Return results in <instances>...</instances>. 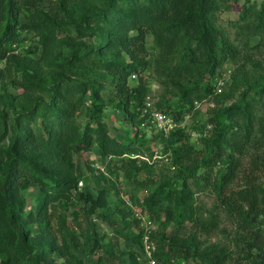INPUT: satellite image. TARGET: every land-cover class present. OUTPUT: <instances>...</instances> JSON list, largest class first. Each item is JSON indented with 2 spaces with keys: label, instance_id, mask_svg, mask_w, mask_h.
I'll return each instance as SVG.
<instances>
[{
  "label": "trees",
  "instance_id": "trees-1",
  "mask_svg": "<svg viewBox=\"0 0 264 264\" xmlns=\"http://www.w3.org/2000/svg\"><path fill=\"white\" fill-rule=\"evenodd\" d=\"M235 11L238 18L228 28L238 39H257L247 46L264 61V0H0V264H84L59 244L48 210L77 198L82 210L75 217L80 212L88 220L110 217L103 174L95 190L78 187L75 158L94 145L100 159L113 160L110 173L117 169L134 185L131 199L138 190L146 193L135 202L141 214L150 220L163 216L162 229L150 238L156 264H182L173 260L179 255L184 264L191 257L195 264H264L261 61L248 56L237 70L199 148L185 127L199 103L217 96L218 71L239 58V47L216 22L219 14ZM151 50L154 59L148 57ZM150 66L164 90L157 109L178 125L169 134L156 132L169 162L159 168V161L133 147L150 131L141 127L140 113ZM9 86L21 92L13 94ZM108 106L125 114L137 131L133 137L130 130L120 138L110 135ZM35 187L36 210L26 213L24 192ZM206 192L215 197L203 209L208 218L197 205V195ZM123 204L116 201L118 215L127 219L131 212ZM222 217L236 227V250L201 249L197 231L209 234ZM89 225L86 242L93 253L104 247V238ZM187 225L192 228L187 238L168 235V229ZM142 238L127 244L130 264H147Z\"/></svg>",
  "mask_w": 264,
  "mask_h": 264
},
{
  "label": "rangeland",
  "instance_id": "rangeland-1",
  "mask_svg": "<svg viewBox=\"0 0 264 264\" xmlns=\"http://www.w3.org/2000/svg\"><path fill=\"white\" fill-rule=\"evenodd\" d=\"M258 3L262 0H255ZM238 11V7L236 8ZM222 13L217 16V24L224 29L226 36L239 47L240 55L239 58L234 61H228L221 68L217 77L215 78L213 84L215 85V96L212 100H205L198 104V112L190 114L186 119L185 127L191 136V144L200 147L199 140L202 136L208 135L211 131L210 119L213 116V110L221 105V95L224 93H230L232 91V83L234 80V75L237 73V70L246 63L247 57L251 56L254 60L261 61L264 65L261 54H257L255 51L248 48V43L250 46L254 45L257 42V39L249 41L246 37L237 38L236 32L228 28L227 23L230 20H236L238 18L237 12ZM32 42L34 38L30 35ZM150 45H153L152 37L147 39ZM24 46V45H23ZM22 46L21 51L23 52L25 48ZM156 53L150 51L151 59L155 58ZM247 55V56H246ZM34 57H38L35 55ZM146 78L149 80V91L145 98V101H151L157 104L160 101V97L163 94V87L158 83V78L154 72L153 66H150L146 71ZM7 79V78H6ZM6 81V80H5ZM130 85L135 87L137 85V79H130ZM3 83V82H2ZM2 83L0 82V93L2 90ZM220 83H223V89L219 92L218 86ZM9 90L13 94H19L21 91L15 89L14 87L9 86ZM231 99L226 102L230 104L232 101L238 98V93H232ZM107 97L104 96V99ZM105 122L108 126L109 133L112 137L120 138L123 137L125 133L127 134L128 130L131 131V137L134 136L136 129L130 128L125 119V114L117 111L115 108L108 106L104 112ZM159 130L150 129L146 133L144 138L136 139V142L133 144V147L140 150L143 155L149 158L151 161H159L158 168L162 165L169 164L164 155H162V146L160 143V138L156 136V132ZM137 132V131H136ZM141 137V134H140ZM152 155V157H150ZM77 161V175L81 182L78 183L80 189H84L86 185L89 186L91 190H95L97 178L102 174L105 177V180L102 181V186L109 189V200L112 202L109 209V216H106L103 213L104 219H91L88 220L82 212L78 216H74L75 212H79L81 209V204L76 200L77 198L72 199L71 202H61L59 205L49 207V215H52L54 233L59 241V244L65 243L70 251L73 253L74 257L82 259L84 264H130L129 261V247L127 246L128 242L132 243L134 236L141 235L144 232L143 218L145 215L141 214L140 209L135 206L136 200L139 198L142 199L146 193L144 191H137L135 199H131L132 191L134 190L132 183L127 181L123 174L117 169L110 173L109 169L113 160L111 158L103 161L100 159L97 153V147L94 145L92 150L89 152H83L80 155L76 156ZM162 159V160H160ZM108 166V167H107ZM169 166V165H168ZM165 170L170 174L174 172V168L170 171L165 167ZM83 182V183H82ZM25 195L27 197V207L26 213H30L32 210H36V205L38 203L39 190L35 188H30L26 190ZM121 199L124 204L122 205L125 211L131 212L130 216L127 219H123L121 215H118L119 211L117 209L116 201ZM197 205L201 207L202 215L205 218H208L207 214H204V208H211L214 205L215 197L213 194L206 192L197 195ZM97 217V216H95ZM164 218L160 216L155 218L152 221L155 231L162 229V222ZM138 221V222H136ZM90 224V228L95 230L98 238H104V247L93 252L89 253V247L87 246V226ZM34 230L37 229L38 222L33 224ZM168 235H177L182 238H187L192 232L191 225H187L181 230H167ZM34 235H37V232H34ZM237 230L234 224H231L226 220L225 217H222L217 223V228L211 229L209 234H204L200 231H197L196 237L200 242V248L203 249L209 245H216L219 247H226L229 250H236L235 246V237ZM137 245V244H136ZM136 250H141L140 246H134ZM181 255L173 258L175 262L184 264V259ZM64 261V260H62ZM187 264H195L194 258L191 257Z\"/></svg>",
  "mask_w": 264,
  "mask_h": 264
},
{
  "label": "built area",
  "instance_id": "built-area-1",
  "mask_svg": "<svg viewBox=\"0 0 264 264\" xmlns=\"http://www.w3.org/2000/svg\"><path fill=\"white\" fill-rule=\"evenodd\" d=\"M223 83L218 86L219 92L222 91ZM141 118L144 121L141 124L142 128L157 129L163 131L165 134H169L177 128V123L168 114L159 111L155 104L146 100L140 109ZM144 233L142 238V251L144 259L147 264H156L154 257L153 245L151 244V232L154 231L152 221L148 217L143 218Z\"/></svg>",
  "mask_w": 264,
  "mask_h": 264
}]
</instances>
